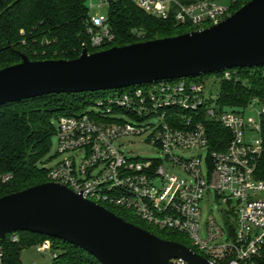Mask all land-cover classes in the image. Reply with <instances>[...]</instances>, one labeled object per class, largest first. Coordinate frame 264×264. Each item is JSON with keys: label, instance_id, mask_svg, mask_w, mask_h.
<instances>
[{"label": "built area", "instance_id": "built-area-1", "mask_svg": "<svg viewBox=\"0 0 264 264\" xmlns=\"http://www.w3.org/2000/svg\"><path fill=\"white\" fill-rule=\"evenodd\" d=\"M112 1L88 2L87 30L93 49L114 41L108 16L100 14ZM132 1L148 15L189 25L193 31L217 25L230 14L229 6L215 0ZM239 76V69L225 70L217 80ZM122 90L98 99L90 112L56 120L58 156L47 169V182L158 230L184 235L209 264H264V181L257 178L264 149V97L256 96L244 108L231 111L221 107V92L216 102L211 101L206 79ZM215 124L230 133L223 150L213 148L210 129ZM130 138H146L159 155L142 158L127 151L123 140ZM174 170L186 177L173 174ZM205 195L216 199L223 218V222L214 216L208 219L206 237L200 226ZM11 240L17 242L18 235L12 234ZM3 243L0 239V264L6 262ZM39 247L41 253L56 258L50 240ZM170 264L187 263L175 259Z\"/></svg>", "mask_w": 264, "mask_h": 264}, {"label": "water", "instance_id": "water-1", "mask_svg": "<svg viewBox=\"0 0 264 264\" xmlns=\"http://www.w3.org/2000/svg\"><path fill=\"white\" fill-rule=\"evenodd\" d=\"M264 67V0H251L217 25L175 37L89 53L73 60L22 62L0 70V107L47 95L96 93L225 70ZM31 232L76 245L101 264H209L71 189L46 182L0 198V239Z\"/></svg>", "mask_w": 264, "mask_h": 264}, {"label": "trees", "instance_id": "trees-1", "mask_svg": "<svg viewBox=\"0 0 264 264\" xmlns=\"http://www.w3.org/2000/svg\"><path fill=\"white\" fill-rule=\"evenodd\" d=\"M250 1L231 0L230 14ZM88 2L89 0H0V70L21 63L22 56L31 61L73 60L81 55L84 47L89 53L98 52L100 49H93L90 45L87 30L90 20ZM107 14L114 41L101 48L104 50L175 37L194 30L189 25L179 26L173 20H161L148 15L132 0H113ZM183 27L190 29L184 30ZM262 68L264 67L239 69L238 79L220 80L221 107L237 111L244 108L252 98L264 97ZM222 72L186 80L202 81L209 75L219 78ZM108 92L112 91L52 94L1 106L0 198L46 183L47 168L44 165L50 159L52 139L56 135L54 121L61 116L75 115L86 106L94 105L100 96ZM210 133L213 148L223 150L230 140V133L219 124L213 125ZM262 138L264 148V117ZM5 178L10 179L4 182ZM257 178L264 181V149L258 161ZM109 210L164 240L193 249L182 234L161 231L133 215L114 208ZM15 234L18 235L17 242H13L12 234H8L3 243L5 264H22V252L39 246L46 240L51 241L52 252L56 254L53 264H101L84 249L66 241L31 232Z\"/></svg>", "mask_w": 264, "mask_h": 264}, {"label": "rangeland", "instance_id": "rangeland-1", "mask_svg": "<svg viewBox=\"0 0 264 264\" xmlns=\"http://www.w3.org/2000/svg\"><path fill=\"white\" fill-rule=\"evenodd\" d=\"M215 2L221 5H224V6L231 5V0H215ZM95 3L97 4L98 2L95 1ZM92 13L95 14L96 10H94ZM100 14L107 16L108 15L107 9H101ZM230 15L231 14H229V16ZM183 29L184 30L190 29V27H183ZM102 50L104 49H100L98 51H102ZM262 69L264 70V68ZM206 85H207V91L212 96L211 101L216 102L217 101L216 97L220 91V85L218 83L217 76L216 75L207 76ZM120 92H124V90H114L112 92H108L105 95L106 96H110L111 94L117 95ZM105 95L100 96L99 98H103ZM92 110H94L93 104L86 106L85 108H83L81 111L77 113L82 114V113L90 112ZM247 114H252V113L248 111ZM251 116L255 117V114ZM54 126L55 128H57V121H54ZM123 145L126 146L125 149L127 151L132 152L133 154L140 156L142 158H155L159 155L158 150L154 146L147 144L146 138L145 139L144 138L125 139L123 140ZM58 149H59L58 140L56 136H54L52 139V147H51V151L49 154L50 159L47 161L46 165H44L47 169L48 167H52L53 165H55V159H57V156H58ZM194 155H197V152H194ZM203 169H204V174L207 175V167L205 164H204ZM46 174H47V171H46ZM173 174H176L181 177H186L185 174L181 173L180 171H176V170L173 171ZM201 209H202V220L200 222L201 235L206 237L207 233H206L205 227H206V223L208 219L211 216H214L215 218L223 222V218L221 217V207L216 201V199L212 196L205 195L201 203ZM224 222L225 223L227 222L225 217H224ZM184 240L186 241V243L189 244V246H192L190 243V240L187 237H184ZM21 262L22 264H53V258L51 257L50 253L42 254L39 246H33V247L25 249L22 252Z\"/></svg>", "mask_w": 264, "mask_h": 264}, {"label": "crops", "instance_id": "crops-1", "mask_svg": "<svg viewBox=\"0 0 264 264\" xmlns=\"http://www.w3.org/2000/svg\"><path fill=\"white\" fill-rule=\"evenodd\" d=\"M43 254V253H42Z\"/></svg>", "mask_w": 264, "mask_h": 264}]
</instances>
